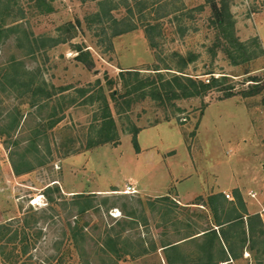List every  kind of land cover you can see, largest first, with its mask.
Returning a JSON list of instances; mask_svg holds the SVG:
<instances>
[{
	"label": "rangeland",
	"instance_id": "rangeland-1",
	"mask_svg": "<svg viewBox=\"0 0 264 264\" xmlns=\"http://www.w3.org/2000/svg\"><path fill=\"white\" fill-rule=\"evenodd\" d=\"M50 1L52 10L44 13L33 7L32 0H0L4 27L0 35V129L4 132L0 135V224L11 220L18 228L33 211L44 216L37 226L42 235L30 250L33 263L206 262L208 250L201 239L171 249L169 261L163 260L157 245L209 227L213 213L208 196L222 193L233 201L235 190L246 212L258 214L264 227V0L229 1L234 34L242 42L255 38L263 49L262 55L238 65H232L223 52L225 40L215 47L221 32L212 26V10L204 0H167V8L178 10L158 20L160 48L155 51L137 15L133 19L138 27L115 36L109 46L107 36L94 31L86 20L97 10L95 2ZM18 9L23 10L22 16ZM164 12L159 9V15ZM113 13L120 18L124 10ZM67 23L76 26L73 37L56 44L43 39H61L60 28ZM15 24L20 27L10 31ZM77 47L86 52L81 60ZM254 49L250 47L249 53ZM172 51L196 55L184 70L187 74L205 81L211 76H225V80L203 97L176 101V107L163 108L149 99L129 108L119 99L122 109L114 107L108 79L121 70L147 73L158 52L166 57L161 66L174 67ZM97 81L109 101L117 138L90 148L104 113ZM254 91L258 93L246 95ZM133 126L139 128L138 151L132 144ZM32 143L37 149L29 146ZM26 145L30 170L16 174L13 162L23 171L17 153ZM133 182L151 196L123 194ZM168 188L172 197L178 191L183 198L195 194L192 202L205 209L183 207L170 196L153 197ZM79 193H95V206L79 213L74 196ZM125 214L132 215L134 222ZM75 221L87 238L77 243L70 240L67 226ZM117 232L123 238L121 258L104 254L100 247ZM254 239L236 250L232 264H264V244L257 236ZM212 252L218 256L217 249ZM0 264H4L1 257Z\"/></svg>",
	"mask_w": 264,
	"mask_h": 264
},
{
	"label": "trees",
	"instance_id": "trees-1",
	"mask_svg": "<svg viewBox=\"0 0 264 264\" xmlns=\"http://www.w3.org/2000/svg\"><path fill=\"white\" fill-rule=\"evenodd\" d=\"M92 1L96 3L97 10L92 14H89L86 17V20L89 26L92 24L94 31H100V34L102 33L107 36L106 40L109 46H111L112 38L115 36L132 31L138 27V23L133 19V16L137 15V19L142 21L141 24L148 45L154 51L160 48L159 41L157 40L160 36V23H158V20L164 15L172 14L178 10L174 7L167 8L170 2L167 0H133L132 3L128 0ZM204 1L212 10V16L210 18L212 26H214L218 32H221L217 35L216 40L218 43L215 47L219 46L221 42L220 39L225 40L222 45V50L228 56L232 65L247 62L254 57L263 54V49L255 38H252L248 42H242L234 34V22L232 21V14L229 9L230 0ZM32 2L33 7L40 12L48 13L52 10L50 0H32ZM119 8H123L124 14L120 18H117L113 12L117 11ZM159 9H165V12L162 15H159ZM22 13L23 10L18 9V14L21 15ZM9 15L10 13L8 12L6 16ZM18 27H20V25L15 24L10 28V31H13ZM60 29H62L63 39L54 37H43V39L50 42L49 44H56L63 42L62 40H64L66 36H69L70 38L73 37L76 32V26L73 23H67ZM2 31H4V27L0 24V35ZM250 47L255 48V51L249 53ZM77 48V51L79 52L77 58L80 59L79 57L81 54H84L85 51L80 47ZM212 52L214 51L212 50ZM169 57L174 61V67H171L168 63L161 66V62H166V57H162L158 52L153 67L145 69L147 70V73L141 74L142 72L137 69L121 70L116 77L108 79L106 85L110 87L111 91H109V96L114 107L116 106L122 109L121 104L123 103L125 108H129L132 104L146 99L155 102L158 106L163 108H167L168 106L176 107V101L193 97H203L211 89L218 88V86L223 83L222 81L225 80V76H222L221 78L211 76L205 81L187 74L184 70L196 59V55L190 52L183 55L178 51H172ZM251 81L256 82V80ZM96 86H98V92L101 95L104 113L101 117V125H99L98 130H96L97 137H93L88 144V147L90 148L109 142H115L117 138L114 119L110 111L109 101L104 96L103 86L100 81L96 82ZM119 86L120 89L118 88ZM257 93L258 91H254L247 93L246 95ZM51 95L52 93H49L47 96L50 98ZM227 96H230V94L226 95V97ZM119 99L123 100L122 103L119 102ZM14 125L16 127L18 123H14ZM138 132L139 128L133 126L131 130L132 144L136 151L139 150L136 138ZM3 134L4 132L0 129V135L2 136ZM13 144L16 146L19 145V141L14 140ZM29 146L37 149V145L33 143ZM29 146L26 145L23 152L20 151L17 153L20 162L23 164V171L20 170L19 165L12 161L13 169L16 174L28 172L30 170V163L26 152L29 151ZM55 189L58 190V187L55 186ZM47 191H49V189ZM47 191H45V194L49 196ZM95 195V193H79L74 195L78 199L75 204H78L79 213H84L90 207L95 206ZM102 200L105 204L108 199L105 197ZM226 204L228 205L227 207H229L227 209ZM207 205L213 213L212 222L219 226V233L210 226L204 229V247L208 250L207 263L212 261V247L214 244L218 246L219 254L221 252L226 255V251H228L231 257L236 256L237 248H243L246 243L254 242V240H256L254 239L255 236H257L260 243L264 244V227L262 220L258 214L250 215L246 212L239 191H234L233 201H227L222 193L210 195L207 198ZM236 205H238L239 208H237ZM124 208L125 206L122 208V211ZM240 210L242 212H239ZM125 215L131 218L130 220L134 222L132 215ZM42 217L44 216L38 215L37 211H33L29 218L25 217L21 220L23 221V224L18 228L13 227L11 220L0 224V257L4 264H34L31 260L30 250L36 247V243L42 235V230L37 227L38 221ZM244 217H246V221H244ZM118 224L121 225L122 223L118 222ZM67 226L70 231V240L73 243H77L79 239L84 240L86 238L83 226L80 225L78 221H75L74 224L68 222ZM247 235L249 236V240ZM188 237L190 236L185 238ZM190 240L195 241V239H189L188 241ZM170 244L172 243L163 246L167 249H177V245ZM121 245H123V238L121 233L117 232L115 237H110V235H108L100 247L104 254L109 255V253H111L117 258H121ZM168 245L169 247H167ZM248 249H252V245L248 247ZM183 258L180 257L181 260ZM181 262H183L181 264H186V261L184 262L182 260ZM39 264L45 263L42 262ZM83 264L90 263L87 260H84Z\"/></svg>",
	"mask_w": 264,
	"mask_h": 264
},
{
	"label": "crops",
	"instance_id": "crops-1",
	"mask_svg": "<svg viewBox=\"0 0 264 264\" xmlns=\"http://www.w3.org/2000/svg\"><path fill=\"white\" fill-rule=\"evenodd\" d=\"M129 185H131L136 190V192L133 193V194H137V193L140 194V192H141L144 195H147V196L150 195V194H148V191L146 189H144V188H141V191H139V188L136 187L134 182L133 183H129ZM157 193L158 194H156L154 196L152 195V196L155 197V198H159V197H163V196H170L169 188L165 189L164 192L157 191ZM194 196H195V194H192V195L188 196V198H186V197L183 198L184 196H182V194L178 191L177 194L174 197L170 196V198L172 200H174L176 203H178L181 206H183V207H196V208H200V209H205L203 204L192 202V199H193ZM210 227H212L213 229H215L219 233V226L215 225L214 222L210 221ZM205 228L200 229V230H198V231H196L194 233H191L189 235L190 237H188V238L182 237V238H180V240H175L173 242H166V243L164 242L163 244H159V245L156 244L157 245V250H158V252L163 251V254L160 253L161 256L163 255L162 256L163 260L166 259L167 261H169V254H170V250L171 249L170 248L167 249L163 245L172 243L170 245H177V248H179L182 243L188 241L189 239H199V240L201 239L202 241H205L204 235H203ZM223 246L225 247L224 244H223ZM167 247H169V245ZM212 249H217V253H218V246L216 244L213 245ZM237 252L239 253V250ZM239 256H240V254L238 255V257ZM236 258H237V256L231 257L230 254L228 253V251H226V255H224L223 253L220 252V254L218 253V256L214 252V254L212 256V261L209 264H216V263H221V262H225V261H228V264H232L234 262L233 259H236ZM186 264H208V263H206V262H197L196 263V261L195 262L186 261Z\"/></svg>",
	"mask_w": 264,
	"mask_h": 264
},
{
	"label": "built area",
	"instance_id": "built-area-1",
	"mask_svg": "<svg viewBox=\"0 0 264 264\" xmlns=\"http://www.w3.org/2000/svg\"><path fill=\"white\" fill-rule=\"evenodd\" d=\"M124 194H133V193H135L136 192V190L131 186V185H126L125 186V189L122 191ZM250 194V196H254V194L253 193H249ZM225 196L227 197V198H229V194H226L225 193ZM220 264H228V261H225V262H221Z\"/></svg>",
	"mask_w": 264,
	"mask_h": 264
}]
</instances>
